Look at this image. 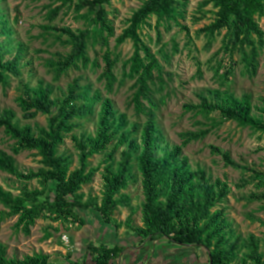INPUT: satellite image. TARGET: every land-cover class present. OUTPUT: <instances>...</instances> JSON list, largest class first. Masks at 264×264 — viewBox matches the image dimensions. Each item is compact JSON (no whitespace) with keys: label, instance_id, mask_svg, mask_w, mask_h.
Returning a JSON list of instances; mask_svg holds the SVG:
<instances>
[{"label":"trees","instance_id":"trees-1","mask_svg":"<svg viewBox=\"0 0 264 264\" xmlns=\"http://www.w3.org/2000/svg\"><path fill=\"white\" fill-rule=\"evenodd\" d=\"M53 1L60 3L52 10L54 15L64 6H73L76 13L93 26H98L99 31L111 32L106 11L111 0ZM208 5L215 10V18L199 29L198 34L213 38L224 30L222 51L230 59L240 55L246 71L253 74L264 44V32L258 22L264 16V0H204L203 6ZM179 6L180 0H146L133 12L127 26L116 38L117 46L126 42H131L133 46V54L128 61V76L135 80L131 104L137 116L142 114L147 117L142 125L128 121L125 114L116 111L110 99H103L99 91L91 92L90 85H82L80 79H75L60 97L52 98L53 88L39 82L36 87L26 86L23 94L17 98L25 119H34L41 113L47 116V127L21 126L12 110L0 112V129L15 140L14 151H36L41 157V167L25 172L18 168L11 155L0 151V171L15 178L14 184L18 190L14 194L0 185V204L5 209L0 211V223L5 216L17 217L15 227L25 235L30 234L31 227L38 219L58 223L54 231H59L60 226L68 228L71 224L82 229L86 225L82 215L89 210L97 211L104 223H111L118 207L128 200L121 192L128 187L136 170L141 177L144 195L141 204L142 226L127 222L126 228L136 234L141 243L165 239L181 246L203 247L207 250L209 264H264L259 239L254 235L246 239L235 236L230 229L226 209L220 207L229 195L227 183L220 179L212 180L201 168L193 170L187 158L180 159V147L163 149L159 144L160 130L156 116L143 104V100H147L153 105L150 83L155 79V73L156 77H160L162 68L143 42L140 30L149 24L152 17H156L157 23L175 20ZM84 10L86 12L81 13ZM5 16L0 10V37H8L12 32ZM65 32L73 46L71 51L65 55L57 53L55 59L47 62L55 80L70 69L79 68L80 64L84 67L90 64V31ZM4 42L5 39L0 41V85L7 86L10 75H20V55L17 53L12 60H4L8 52ZM111 55L109 50L102 55L104 67L100 76L108 92H112L116 82L113 73L115 61ZM93 66L99 67L100 63L94 60ZM211 95L217 100L199 95L198 108L202 113L208 115L218 111L223 120L234 121L264 134V99L258 108L260 113L256 115L249 94H243L240 98L226 94L223 99H219L218 91L211 92ZM97 103L100 108L95 135H72L79 164L71 170V158L59 154L58 148L66 134L73 132L81 120L93 114ZM207 133H185L182 135L183 144L199 140ZM158 149L162 154L158 153ZM118 151L119 159L116 160ZM212 151L221 155L227 166L244 170L251 180L262 179L264 182L263 172L238 164L218 148L213 147ZM102 153L105 154L102 196L99 199L89 195L84 199L82 187L91 182L96 171L88 169L89 159ZM32 180L38 181L41 189L29 188L28 182ZM262 198L254 194L248 200ZM49 228L52 227L46 229V238L52 236ZM126 249L118 244L91 243L80 261L69 264H112L126 253ZM51 259V255L44 252L12 258L8 256L6 246L0 243V264H53Z\"/></svg>","mask_w":264,"mask_h":264},{"label":"rangeland","instance_id":"rangeland-1","mask_svg":"<svg viewBox=\"0 0 264 264\" xmlns=\"http://www.w3.org/2000/svg\"><path fill=\"white\" fill-rule=\"evenodd\" d=\"M145 1L111 0L106 6L111 32H101L98 26H93L89 20L76 13L73 6H64L54 15L52 10L60 3L53 0H0V10L12 28L8 37H0V41L5 39L4 45L8 49L4 60H12L17 53L20 55V75H10L8 85H0V112L4 109L12 110L21 126L29 124L47 127V116L41 113L34 119H25L17 98L23 94L26 86L36 87L39 82L53 88L52 98L60 97L75 79H80L82 85H90L91 92L99 91L103 99H110L116 111L125 114L128 121L142 125L147 117L142 114L137 116L131 104L135 80L128 76V61L133 54V46L131 42L117 46L116 38L127 26L133 12ZM203 1L180 0L175 20L157 23L156 17H152L149 24L140 30L143 42L162 68L160 77H156L155 73V79L150 83L153 105L147 100H143V104L156 116L160 130L159 144L163 149L180 147V159L187 158L193 170L201 168L212 180L220 179L227 183L229 195L220 207L226 209L230 229L235 236L244 239L254 235L259 239L260 252L264 256V182L262 179L251 180L244 170L227 166L222 156L212 151L213 147L218 148L228 153L238 164L264 173V134L242 127L234 121L223 120L218 111L205 115L198 108L200 94L211 100H217L211 95V92L216 91L219 92V99L225 98L226 94L237 98L249 94L253 113L259 115L258 108L264 99V44L260 49L256 71L248 73L240 55L230 59L222 51L224 30L213 38L198 34L199 29L215 18V10L211 5L203 6ZM258 22L264 32V16ZM65 30L75 33L80 30L90 31V64L87 67L80 64L79 68H72L55 80L47 62L55 59L57 53L65 55L71 51L73 46ZM106 50L111 52L115 61L113 73L116 82L112 92L106 90L105 81L100 79L104 67L102 55ZM94 60L100 63L99 67L93 66ZM99 108L100 104H95L93 114L81 120L73 132L66 134L58 148L59 154L71 158V170L79 164L72 135H95ZM201 131L208 133L199 140L183 144V134ZM14 148L15 140L0 129V151L11 155L20 170L36 171L41 167V157L36 151L16 153ZM157 151L162 154L160 149ZM104 158L105 154L102 153L89 159L88 169L96 171L91 182L82 187L84 199L89 195L99 199L102 196ZM115 159H119V151ZM15 181L14 177L0 171V185L17 194ZM28 187L41 189L36 180L28 182ZM121 194L128 200L118 207L111 223H104L97 211L89 210L82 215L86 221L82 229L71 224L68 228L60 226L59 231H54L58 223L38 219L31 227L30 234L25 235L15 227L17 217L5 216L0 223V243L6 246L9 257L23 258L44 252L51 255L53 264L80 261L87 245L91 243L118 244L127 248L123 258L114 260L112 264H189L195 260L199 264H209L205 256L200 260L194 257L195 252L198 254L195 248L170 243L165 239L141 243L136 234L126 228L127 222L142 226L141 204L144 195L141 177L136 170ZM254 194L263 198L248 200ZM4 210L0 204V211ZM48 227H52L48 229L52 233L50 238L45 236ZM131 252L132 255H129ZM69 256L71 259H68Z\"/></svg>","mask_w":264,"mask_h":264},{"label":"crops","instance_id":"crops-1","mask_svg":"<svg viewBox=\"0 0 264 264\" xmlns=\"http://www.w3.org/2000/svg\"><path fill=\"white\" fill-rule=\"evenodd\" d=\"M171 243V242H170ZM186 247H192V248H195V250L198 252V254L195 252V256L194 257H196L197 259H202L204 256L205 257H207V259H208V262H209V258H208V253H207V250L205 249V248H203V247H194V246H186ZM125 255V254H124ZM123 255V256H124ZM129 255H132V252H131V254H129ZM123 256H121L119 259H121V258H123ZM196 263H198L199 264V262L198 261H193V262H190L189 264H196Z\"/></svg>","mask_w":264,"mask_h":264},{"label":"built area","instance_id":"built-area-1","mask_svg":"<svg viewBox=\"0 0 264 264\" xmlns=\"http://www.w3.org/2000/svg\"><path fill=\"white\" fill-rule=\"evenodd\" d=\"M64 239L67 241V237L65 236Z\"/></svg>","mask_w":264,"mask_h":264}]
</instances>
